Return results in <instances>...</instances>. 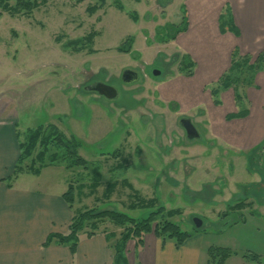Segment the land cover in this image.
Segmentation results:
<instances>
[{"label":"rangeland","instance_id":"obj_1","mask_svg":"<svg viewBox=\"0 0 264 264\" xmlns=\"http://www.w3.org/2000/svg\"><path fill=\"white\" fill-rule=\"evenodd\" d=\"M98 1L50 0L35 8L31 17L4 12L0 18V96L8 94L16 99L21 139L29 128L56 124L81 141L79 154L89 161L87 169H69L75 186H89L98 170L102 184L96 195L102 198L108 182L120 181L108 201H96L86 195L90 191L85 188L77 195L74 208L98 206L137 219L147 217L150 209L127 207L131 190L121 184L127 179L141 196L156 197L166 209L180 208L182 214L172 220L183 230H192L196 217L203 221L202 228L214 230L238 217L224 214L231 205L253 195L257 196L255 202L264 199V150L262 154L258 150L239 155L223 144L222 138L211 135L206 116V110H212L223 122L243 118L228 115L249 108L248 89L256 85L255 76L263 70L264 62L259 69L256 64L264 54L253 58L234 46L231 56L226 57L222 55L226 45L198 32L203 38L195 40L199 48L207 53L221 50L203 67L211 65L213 73L219 67L225 69L211 82L196 80L195 61L175 42L180 33L175 39L160 37L167 35L160 31L171 23L184 19L189 23V2L194 0H120L124 11L116 7V0H106L105 7L90 15L88 5ZM129 12L138 14L137 22ZM211 14L201 13L199 18ZM93 29L98 33L95 52H75L68 47L69 40L82 39ZM129 36L134 37L131 52L118 51ZM230 40L239 42L234 36ZM207 53L203 54L204 62ZM233 56L238 61L247 57L254 67L225 83V78L231 77ZM128 68L139 75L131 83L122 80ZM176 78L182 81L175 84L177 92H185V112L176 102L159 97L163 86ZM99 81L117 87L119 96L109 99L90 88ZM234 104L236 111L229 113ZM181 117L192 119L198 138L186 135ZM114 152L120 156H113ZM183 159L186 166L179 163ZM102 227L107 231L113 228L117 234L122 231L110 221Z\"/></svg>","mask_w":264,"mask_h":264},{"label":"crops","instance_id":"obj_2","mask_svg":"<svg viewBox=\"0 0 264 264\" xmlns=\"http://www.w3.org/2000/svg\"><path fill=\"white\" fill-rule=\"evenodd\" d=\"M216 1H190L188 29L175 39L180 49L190 54L196 63L193 78L204 82L215 80L225 68L219 67L213 73L211 65L203 67V64L212 63L214 54L221 50H209L207 53V49L199 48L195 41L196 38L201 39V36H197L198 32L204 37L203 33H206L208 40H218L226 45L222 54L226 57L231 56L234 46H238L243 54H251L253 58L264 54V0ZM206 12L212 14L200 19L199 15ZM228 13L230 18H227ZM223 15L226 32H222L218 24L224 18ZM233 28L239 31L238 35L232 31ZM230 36L236 37L239 42H232ZM205 52L209 55L204 62ZM262 69L255 76L256 85L248 89L247 96L251 102L246 117L223 122L212 110H206L211 135L215 139L222 138V143L239 155L257 152L264 146V67ZM179 79L169 82L170 87L163 86L159 97L164 102H176L179 110L185 112V92L180 94L176 90V85L182 84ZM235 111L236 107L232 106L228 112ZM20 134L16 99L4 94L0 96V264H115L113 245L120 233L109 239L107 233L103 232L105 227H101L92 237H88L85 232L81 233L75 254L66 245H44L50 233L68 232L75 214V208L63 197L72 170L64 165H49L39 175L20 173L9 185L8 177L20 155ZM214 148L217 149L216 145ZM180 162L186 166L187 161L183 159ZM188 163L193 165L194 162ZM59 170L63 173L58 174ZM261 185L264 187L263 183ZM256 197L253 195L242 200L243 207L240 209L228 207L224 214L229 216V213H235L238 217L224 226L222 224L214 230H195L194 227L191 237L181 245L173 239L163 242L154 232L146 233L144 243L140 246L134 239L129 240L124 264H209L208 250L211 246L228 247L238 252L229 256L225 264H264V199L258 198L259 202H255ZM108 230L106 228L108 235L115 232L113 228ZM245 253L256 254L259 260L247 259Z\"/></svg>","mask_w":264,"mask_h":264},{"label":"trees","instance_id":"obj_3","mask_svg":"<svg viewBox=\"0 0 264 264\" xmlns=\"http://www.w3.org/2000/svg\"><path fill=\"white\" fill-rule=\"evenodd\" d=\"M50 0H0V18L4 12H7L11 16H32V12L35 8H39L45 5ZM82 2V0H78ZM106 5V0H99L95 4L88 5L87 11L91 14L96 13L99 9H102ZM115 5L120 10L124 11L125 7L120 0L115 1ZM129 15L134 21H138V14L135 12H129ZM225 18V15H223ZM222 18V16H221ZM220 20L221 31L226 32L225 19ZM161 29V28H160ZM165 31L161 30L167 35H161L165 39H175L177 34L185 32L188 29V21L184 19L179 24L167 25ZM232 31L238 35L239 31L235 28ZM98 35L96 30L90 31L82 39L69 40L67 45L75 52L86 51L87 53L95 52L93 48L94 39ZM134 41L133 36L127 37L117 50L120 52H131L132 44ZM188 61L191 58L185 56ZM242 60V61H241ZM240 61L235 60L233 56L232 66L230 69V79L236 77L235 74L244 71L246 68H252L254 66L249 65L248 58H242ZM263 56L258 58L257 69L262 68ZM190 65V63H189ZM264 67V66H263ZM234 75V76H233ZM248 114V109H242L239 112L231 113L228 118L244 117ZM81 141L73 134H67L58 125L53 123L41 124L35 128H29L26 130L25 137L19 138L20 155L17 163L13 169V172L8 177L10 182L18 176L20 173L28 172L34 175H39L44 167L49 165H64L67 169H73L76 167H82L87 169L89 161L79 154L81 148ZM113 156H120L115 152ZM119 180L110 181L107 183L102 198L97 197V189L102 184V173L95 171L92 175L89 186L87 183H80L77 186L70 180L67 191L63 194L65 200L71 207H74L77 195L89 187V191L86 195L94 196L96 201L101 199L110 200L115 193ZM121 184L129 187L131 190L130 203L128 208H148L150 213L147 217L137 219L131 217L126 212L117 209L94 207H83L80 210L75 209V214L69 225L68 232L59 233L52 232L48 235L44 245L49 246L53 244L66 245L70 248L73 254L76 253L81 233H86L88 237L95 235L101 227L110 221L115 226L122 228L120 237L113 245L114 248V260L115 264H124L125 261V249L129 240L134 239L138 246L144 243V235L149 232H154L159 238L166 242L169 239L176 241L178 245L184 243V241L191 237L192 233L183 230L179 224L174 222L172 218L176 215L182 214L180 208L166 209L161 205L156 197L145 198L137 192L132 184L127 179H122ZM231 207H243V201L231 205ZM240 209V208H239ZM198 230V228H195ZM106 232V236L111 239L116 235V232H111L108 235L106 228L103 229ZM238 252L228 247L211 246L208 250V262L209 264H225V260ZM244 257L250 260H259V256L253 253H245Z\"/></svg>","mask_w":264,"mask_h":264},{"label":"water","instance_id":"obj_4","mask_svg":"<svg viewBox=\"0 0 264 264\" xmlns=\"http://www.w3.org/2000/svg\"><path fill=\"white\" fill-rule=\"evenodd\" d=\"M138 78L139 75L137 71L133 69H125L122 73V80L125 83H131L133 81H136ZM90 88L97 91L99 95H103L109 99H115L119 96V90L115 86L107 84L105 82L99 81L93 84ZM185 121H187V123ZM182 123L185 126L189 138L199 136V133L196 131L195 126L189 119H183ZM262 148H264V146H262ZM195 226L196 228H200L202 226V220L200 218H195Z\"/></svg>","mask_w":264,"mask_h":264},{"label":"flooded vegetation","instance_id":"obj_5","mask_svg":"<svg viewBox=\"0 0 264 264\" xmlns=\"http://www.w3.org/2000/svg\"><path fill=\"white\" fill-rule=\"evenodd\" d=\"M183 119H186V117H181V119H180V125H181V127L185 130V133H186V135H187V131H186V129H185V126L183 125V123H182V120ZM190 120V119H189ZM192 120V119H191ZM190 120V121H191ZM186 123H187V121H185ZM192 122V121H191ZM194 125V124H193ZM200 136V135H199ZM198 136V137H199ZM198 137H196V138H198ZM190 139H194V138H190ZM263 150H264V148H261L260 150H259V154H262L263 153ZM262 157V156H261Z\"/></svg>","mask_w":264,"mask_h":264}]
</instances>
